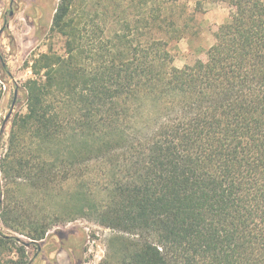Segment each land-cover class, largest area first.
<instances>
[{"label":"trees","instance_id":"obj_1","mask_svg":"<svg viewBox=\"0 0 264 264\" xmlns=\"http://www.w3.org/2000/svg\"><path fill=\"white\" fill-rule=\"evenodd\" d=\"M76 1L58 2L64 54L33 60L0 158L6 184L68 200L49 215L43 200L20 203L37 210L27 232L4 225L36 244L45 219H92L115 232L101 264H264V0H227L205 60L181 69L168 38L85 43ZM177 1L144 0L140 22L174 26L159 12Z\"/></svg>","mask_w":264,"mask_h":264},{"label":"rangeland","instance_id":"obj_2","mask_svg":"<svg viewBox=\"0 0 264 264\" xmlns=\"http://www.w3.org/2000/svg\"><path fill=\"white\" fill-rule=\"evenodd\" d=\"M143 1L77 0L69 19L77 25L85 43L86 38L92 36L99 43H109L115 33L132 39L139 35L143 42L150 38H168L169 50L174 56L173 64L181 69L195 61L205 60L206 52L214 43L217 27L204 18L212 3L216 4L215 8L224 9L229 20L233 15V8L227 0H178L172 10L159 12L161 17H170L175 21L174 26L165 28L160 23L154 26L140 22L152 15L150 5H139ZM58 2L0 0V158L6 152L13 117L26 111L23 85L32 78L30 67L33 60L49 50L64 54V38L52 32V19ZM15 92L16 99L11 108ZM10 110V117L5 121ZM67 191L59 198L63 202L68 200ZM43 195L25 182H17L11 187L2 181L0 174V208L10 202V207L15 210L13 214L8 209L5 213L0 209V236L15 237L22 242L1 245L0 264H101L108 240L115 232L92 219L78 215L74 220L60 224L45 219V224L52 225L44 239L36 244H31L32 240L28 237L4 225V222L17 225L27 232L30 225L25 227L26 221L36 216L37 210L26 205L16 208L26 201L38 204L43 200L45 214H51L59 199ZM20 247L23 248L21 255L16 252V248Z\"/></svg>","mask_w":264,"mask_h":264},{"label":"crops","instance_id":"obj_3","mask_svg":"<svg viewBox=\"0 0 264 264\" xmlns=\"http://www.w3.org/2000/svg\"><path fill=\"white\" fill-rule=\"evenodd\" d=\"M215 7H216V4L212 3L211 8L208 9L206 14L204 15V18L206 20H209L212 25L214 24L215 27H218V26L228 22L229 18L226 15L224 9H218ZM216 9H218V10H216Z\"/></svg>","mask_w":264,"mask_h":264},{"label":"water","instance_id":"obj_4","mask_svg":"<svg viewBox=\"0 0 264 264\" xmlns=\"http://www.w3.org/2000/svg\"><path fill=\"white\" fill-rule=\"evenodd\" d=\"M15 99H16V92H15V94H14V100H13V102H12L11 108L14 106ZM10 114H11V110H10L9 114L6 116L5 121L8 120V118L10 117Z\"/></svg>","mask_w":264,"mask_h":264}]
</instances>
